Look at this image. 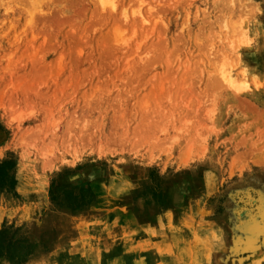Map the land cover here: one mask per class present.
I'll return each mask as SVG.
<instances>
[{
    "label": "rangeland",
    "instance_id": "obj_1",
    "mask_svg": "<svg viewBox=\"0 0 264 264\" xmlns=\"http://www.w3.org/2000/svg\"><path fill=\"white\" fill-rule=\"evenodd\" d=\"M4 160L23 264H264V0H0Z\"/></svg>",
    "mask_w": 264,
    "mask_h": 264
},
{
    "label": "trees",
    "instance_id": "obj_2",
    "mask_svg": "<svg viewBox=\"0 0 264 264\" xmlns=\"http://www.w3.org/2000/svg\"><path fill=\"white\" fill-rule=\"evenodd\" d=\"M17 185L15 167L12 161L0 162V192L11 193L15 191ZM82 193L86 190L82 189ZM67 194V193H66ZM93 196L82 203L67 202L61 205H67L73 211L82 209L93 201ZM5 232H0V258H6L11 264H23L36 251L37 246L29 243L26 239L16 241L8 240L4 237Z\"/></svg>",
    "mask_w": 264,
    "mask_h": 264
}]
</instances>
